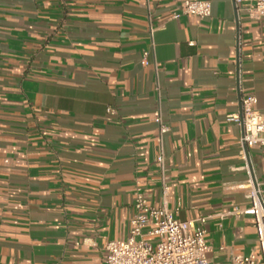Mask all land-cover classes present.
I'll list each match as a JSON object with an SVG mask.
<instances>
[{
  "label": "crops",
  "instance_id": "0c3cea01",
  "mask_svg": "<svg viewBox=\"0 0 264 264\" xmlns=\"http://www.w3.org/2000/svg\"><path fill=\"white\" fill-rule=\"evenodd\" d=\"M0 0V264H102L124 240L139 184L162 205L159 111L181 221L208 217V264L257 246L247 180L264 146L241 149V97L264 115V17L250 0ZM149 53L148 64H141Z\"/></svg>",
  "mask_w": 264,
  "mask_h": 264
},
{
  "label": "built area",
  "instance_id": "2783aa9c",
  "mask_svg": "<svg viewBox=\"0 0 264 264\" xmlns=\"http://www.w3.org/2000/svg\"><path fill=\"white\" fill-rule=\"evenodd\" d=\"M241 0H234L237 6ZM254 19L264 17V0H250L244 9ZM207 18L211 15L208 1L181 0L180 11L173 14ZM149 53L145 52L141 64H148ZM256 97L246 92L241 97V116L229 115L228 121L242 128L239 140L241 149L250 146H264V115L256 109ZM157 126L156 142L158 155L156 167L159 172L161 206H154L139 184L133 195V213L129 220L128 236L124 240H114L106 244L102 264H208L209 247L205 241V223L208 217L198 216L193 220H178L173 210L165 206L170 189L168 170L165 166L163 138L169 131L168 125L158 111L153 118ZM249 206L244 210L231 212L234 215H248L251 218L257 240L254 252L247 256H234L233 264H264V196L261 184L247 180Z\"/></svg>",
  "mask_w": 264,
  "mask_h": 264
},
{
  "label": "water",
  "instance_id": "95a60500",
  "mask_svg": "<svg viewBox=\"0 0 264 264\" xmlns=\"http://www.w3.org/2000/svg\"><path fill=\"white\" fill-rule=\"evenodd\" d=\"M239 115L241 116V106H240V110H239ZM245 150H246V147H245Z\"/></svg>",
  "mask_w": 264,
  "mask_h": 264
}]
</instances>
